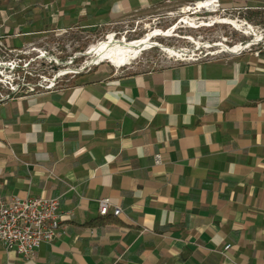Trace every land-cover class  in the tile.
<instances>
[{
	"label": "crops",
	"instance_id": "1",
	"mask_svg": "<svg viewBox=\"0 0 264 264\" xmlns=\"http://www.w3.org/2000/svg\"><path fill=\"white\" fill-rule=\"evenodd\" d=\"M195 1L0 0V37L56 13L93 29ZM219 1L264 28V0ZM118 67L0 102V198L60 197L73 211L32 259L0 243V264H264V44ZM104 197L124 213L100 214Z\"/></svg>",
	"mask_w": 264,
	"mask_h": 264
},
{
	"label": "rangeland",
	"instance_id": "2",
	"mask_svg": "<svg viewBox=\"0 0 264 264\" xmlns=\"http://www.w3.org/2000/svg\"><path fill=\"white\" fill-rule=\"evenodd\" d=\"M40 2L43 4L42 0ZM183 6L170 4L152 8L142 14L127 16L93 29L76 24L61 26L58 23L61 13H56L50 16L51 18H46L45 30L35 34L30 40H23L22 32H20L21 35L16 33L13 36L1 37L5 47H0V59L16 62L14 71L8 68V63L3 65L6 77L4 81L21 83L23 90L26 83L36 84L38 89L43 90L51 82L56 84L54 88L66 86L78 75L94 71L100 66L115 68L116 66L108 61L86 66L88 56L81 54L91 44L104 39L109 33H115L118 38L125 36L131 40L143 37L152 29L157 28L166 32L176 25L173 36L161 35L155 39L163 45L180 50L182 55L174 56L161 47H151L142 51L130 63L122 66L121 71L129 68L147 70L165 64L212 58L229 52L224 46L216 45L218 43L235 46L250 39L257 40L255 33L264 35V28L248 24L242 18L245 15L237 12L222 8L216 10L211 8L207 13L195 9L183 12ZM38 17L39 15H36V18ZM217 17L234 19L238 25L217 22ZM25 19L22 17L20 22L24 23ZM260 41L264 44V38ZM122 67H118V70ZM67 68L72 71L63 74V70ZM0 87L6 90L1 84Z\"/></svg>",
	"mask_w": 264,
	"mask_h": 264
},
{
	"label": "built area",
	"instance_id": "3",
	"mask_svg": "<svg viewBox=\"0 0 264 264\" xmlns=\"http://www.w3.org/2000/svg\"><path fill=\"white\" fill-rule=\"evenodd\" d=\"M200 1L202 0L188 4L195 7ZM203 1L210 4L198 7L199 12L207 13L212 6L221 8L219 0ZM1 46L5 47V43L0 37ZM5 63H8V68L13 71L16 69L14 60L0 59V84L6 88V90H2V87H0V102L55 89L56 84L54 82L48 84L46 89L43 90L38 89L36 84L26 83L23 90L21 89V83L15 84L14 82L4 81L6 79L3 72ZM99 211L102 215L113 213L115 216H120L124 213L123 209L115 205L110 197L99 200ZM72 215L73 211L71 210H61L60 197L14 195L8 200L0 198V243L7 250H14L24 258L32 259L43 244L53 242L62 234L64 219L71 218ZM225 247L229 249L231 244H227Z\"/></svg>",
	"mask_w": 264,
	"mask_h": 264
},
{
	"label": "bare ground",
	"instance_id": "4",
	"mask_svg": "<svg viewBox=\"0 0 264 264\" xmlns=\"http://www.w3.org/2000/svg\"><path fill=\"white\" fill-rule=\"evenodd\" d=\"M206 4H210L206 1H200L197 6L193 7L191 4H187L183 6V12H188L192 9L198 11V7L205 6ZM213 10L217 8L215 6L211 7ZM217 22L222 23H230L233 25H238V22L234 19L228 17H217ZM195 26V25H192ZM176 25L171 27L168 31H162L161 29H152L150 32L145 34L143 37L138 39H127L125 36L118 38L115 33H109L104 39L97 41L96 43L91 44L85 52H82V55L88 56L86 66L99 64L102 61H108L116 66H122L128 64L132 61V59L137 58L142 51L151 48V47H161L167 53L172 54L174 56L182 55L180 50H177L173 47L163 45L158 42L155 37L157 36H173L175 31ZM257 40L250 39L249 42H245L243 44L238 43L236 46H231L224 43H218L216 45H222L224 48L231 52H239L252 43H255L259 40L264 38L263 34H257ZM203 46H211L206 44H201ZM72 71L71 69L67 68L63 70V74Z\"/></svg>",
	"mask_w": 264,
	"mask_h": 264
},
{
	"label": "trees",
	"instance_id": "5",
	"mask_svg": "<svg viewBox=\"0 0 264 264\" xmlns=\"http://www.w3.org/2000/svg\"><path fill=\"white\" fill-rule=\"evenodd\" d=\"M26 0H22V3H24ZM38 4L34 1L33 4L29 5L28 8H26V11L23 14V17H25L27 19V23H33V17L34 14H31L30 12H33L34 8L37 6ZM41 31H37V30H28V31H23V40H30L34 37L35 34L39 33ZM81 75V74H80Z\"/></svg>",
	"mask_w": 264,
	"mask_h": 264
}]
</instances>
